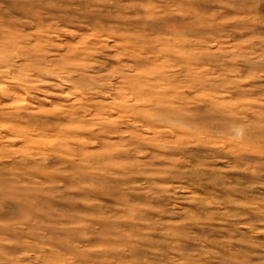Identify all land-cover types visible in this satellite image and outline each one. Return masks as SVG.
I'll use <instances>...</instances> for the list:
<instances>
[{
    "label": "rangeland",
    "instance_id": "obj_1",
    "mask_svg": "<svg viewBox=\"0 0 264 264\" xmlns=\"http://www.w3.org/2000/svg\"><path fill=\"white\" fill-rule=\"evenodd\" d=\"M0 264H264V0H0Z\"/></svg>",
    "mask_w": 264,
    "mask_h": 264
}]
</instances>
